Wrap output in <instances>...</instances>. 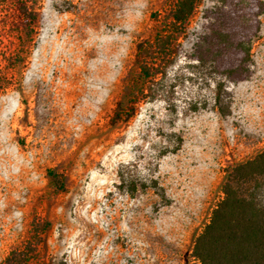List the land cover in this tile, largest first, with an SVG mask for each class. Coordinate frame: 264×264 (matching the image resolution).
<instances>
[{
    "label": "rangeland",
    "instance_id": "374dc122",
    "mask_svg": "<svg viewBox=\"0 0 264 264\" xmlns=\"http://www.w3.org/2000/svg\"><path fill=\"white\" fill-rule=\"evenodd\" d=\"M175 2L0 0V264H198L227 170L264 148V13L249 79L194 57L224 0L145 77Z\"/></svg>",
    "mask_w": 264,
    "mask_h": 264
},
{
    "label": "trees",
    "instance_id": "16d2710c",
    "mask_svg": "<svg viewBox=\"0 0 264 264\" xmlns=\"http://www.w3.org/2000/svg\"><path fill=\"white\" fill-rule=\"evenodd\" d=\"M198 2L176 0L169 28L153 41L140 44L138 63L143 76L150 77L165 65L164 60L156 62L157 57H170L181 45L178 35ZM22 9L28 17L32 15L26 5ZM262 13V0H224L222 6L208 9L206 14L213 19L198 33L194 57L210 61L213 71L230 81L249 79L252 41L258 35ZM153 186L158 187V182L154 180ZM222 193L193 241L192 256L198 264H264V148L227 170Z\"/></svg>",
    "mask_w": 264,
    "mask_h": 264
}]
</instances>
